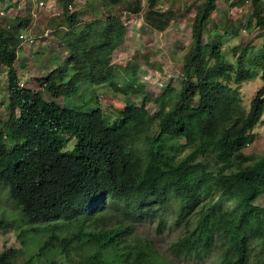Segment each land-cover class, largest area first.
Wrapping results in <instances>:
<instances>
[{
    "label": "trees",
    "instance_id": "trees-1",
    "mask_svg": "<svg viewBox=\"0 0 264 264\" xmlns=\"http://www.w3.org/2000/svg\"><path fill=\"white\" fill-rule=\"evenodd\" d=\"M74 1L59 0L68 29L57 34L69 56L58 67L63 79L43 82L52 99L20 84L14 35L25 20L10 30L0 21V66L8 70L9 89V116L0 127V182L30 224L20 237L50 232L36 252L7 249L0 264H16L25 253L24 264H61L56 254L77 255L80 264H172L153 249L128 243V225L102 227L119 212L135 224L158 219L159 230L169 221L182 227L170 249L176 257L264 264V206L255 203L264 194V152H243L264 113V85L248 109L235 87L253 77L254 65L264 80V48L254 58L242 52L236 63L228 61L217 38L205 39L215 8V0H206L193 23L177 98L158 95L152 115L147 99L128 100L111 120L93 88L107 84L127 98L141 95L139 66L113 63L125 42L122 18L110 14L82 23L67 7ZM255 16L264 27L258 8ZM63 133L76 139L72 150L64 149ZM6 225L0 217V228Z\"/></svg>",
    "mask_w": 264,
    "mask_h": 264
},
{
    "label": "rangeland",
    "instance_id": "rangeland-1",
    "mask_svg": "<svg viewBox=\"0 0 264 264\" xmlns=\"http://www.w3.org/2000/svg\"><path fill=\"white\" fill-rule=\"evenodd\" d=\"M138 3H141L138 12L128 9ZM205 3L206 0H75L68 4L69 10L72 5V11L80 14L82 23L94 18L104 19L110 14L119 15L125 23V42L115 51L113 63L118 66L137 63L141 76V95L127 98L114 93L107 84L93 88L107 117L116 119L117 111L123 109L128 100L141 104L142 99H147L148 111L152 115L157 109L155 99L158 95L166 93L169 98H177L183 81V58L192 43L193 23ZM257 8L264 15V0H215V8L206 20L205 39L217 38L230 62L236 63L242 52L254 58L264 48V27L257 23ZM1 10L4 13H0V21L9 30L17 24V19L25 20L24 26L14 35L18 37L15 67L22 87L41 91L47 99H52L44 89L43 82L49 76L56 82L63 79L58 67L69 53L60 44L57 33L68 29L64 19L65 9L59 0H0ZM150 21L161 25L163 29L153 27ZM79 61L73 60L75 64ZM251 69L254 70L253 77L235 85L247 109L256 92L264 85L262 68L254 65ZM84 93L88 97L90 89L84 88ZM8 101V70L0 66V127L9 116L6 106ZM252 133L254 139L245 146L243 152L258 156L264 152V113ZM62 140L67 151L72 150L76 143V139L67 133L62 134ZM209 162L212 163V160ZM255 203L264 206V194ZM0 217L7 223L0 228V254L10 248L28 249V254H32L49 238V230L43 229L26 232L20 237L30 224L25 222L19 207L10 198L8 186L1 182ZM119 224L128 225L133 230L127 239L128 243L153 249L158 256L168 259L172 264L211 262L212 258H186L171 254L172 244L183 233V228L175 226L172 221L164 230H159L158 219H145L135 224L133 219L119 212L107 224L103 223L102 227L110 229ZM38 225L41 227L43 224ZM57 231H60V236L66 235L63 230ZM26 254L20 256L16 264H24ZM55 257L61 264H80L77 255L70 257L56 254Z\"/></svg>",
    "mask_w": 264,
    "mask_h": 264
},
{
    "label": "built area",
    "instance_id": "built-area-1",
    "mask_svg": "<svg viewBox=\"0 0 264 264\" xmlns=\"http://www.w3.org/2000/svg\"><path fill=\"white\" fill-rule=\"evenodd\" d=\"M41 4H43V2H41ZM69 8H70V11H72V10H73V8H72V5H70V7H69ZM0 13H2V14H3L4 12L1 10V11H0ZM243 31H244V32H247V30H246V29H244ZM45 35H47V33H46ZM21 36L23 37L24 35H21ZM20 84H21V86L23 85V83H22V82H21ZM160 84H161V86H163V83H160Z\"/></svg>",
    "mask_w": 264,
    "mask_h": 264
},
{
    "label": "crops",
    "instance_id": "crops-1",
    "mask_svg": "<svg viewBox=\"0 0 264 264\" xmlns=\"http://www.w3.org/2000/svg\"><path fill=\"white\" fill-rule=\"evenodd\" d=\"M8 1H11V0H8Z\"/></svg>",
    "mask_w": 264,
    "mask_h": 264
}]
</instances>
